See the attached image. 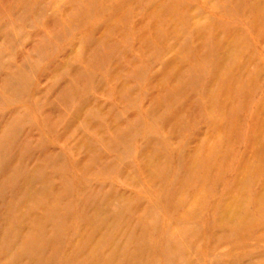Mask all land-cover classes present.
<instances>
[{
    "label": "rangeland",
    "instance_id": "1",
    "mask_svg": "<svg viewBox=\"0 0 264 264\" xmlns=\"http://www.w3.org/2000/svg\"><path fill=\"white\" fill-rule=\"evenodd\" d=\"M0 264H264V0H0Z\"/></svg>",
    "mask_w": 264,
    "mask_h": 264
}]
</instances>
